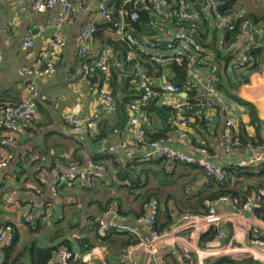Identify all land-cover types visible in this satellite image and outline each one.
Wrapping results in <instances>:
<instances>
[{
    "label": "crops",
    "instance_id": "1",
    "mask_svg": "<svg viewBox=\"0 0 264 264\" xmlns=\"http://www.w3.org/2000/svg\"><path fill=\"white\" fill-rule=\"evenodd\" d=\"M209 1L190 0L192 7L200 11L201 17L198 23H202V14H204L209 19V25L206 29L210 31L211 39H217L218 48L227 51L232 50L235 56H238L247 38L240 40L233 48L229 46L223 48L222 43L227 30L221 25L219 13H212L210 7L206 8ZM171 2L175 4L177 1L171 0ZM200 5L201 10L198 8ZM97 10V4L94 0V4L89 9L80 12L78 17L59 30V34L65 41L61 61L53 74L37 80L39 93L36 100L37 115L32 121L22 123L19 143L14 148V158L7 167L0 169V226L11 223L16 227L20 234L19 247L37 238L39 246H58L59 249L63 245L61 243L67 240L71 246L65 245L76 254L78 264H98L96 257L84 262L83 258L92 249L82 250L80 240L88 238L95 244V247L109 248L110 256L107 262L117 264L119 258H112L111 248L101 243L97 237L98 234L93 228L95 220L93 218L106 215V221L120 219L133 224L140 217L136 214V212L140 213L141 211V206L135 198L136 194L124 186H130L131 183L120 181L115 176V159L108 153L109 149L116 148L122 141L130 140L133 137L128 126V109L129 105L136 101L139 91L132 79L131 71L117 72L116 70V75L110 80V86L116 93L122 108L115 113L100 112L97 117L99 129L103 125H108L117 127L118 132L107 131V137L99 142L96 139L98 130L94 134H90L88 128L84 127L80 133L75 134L65 119L66 113L73 109H78V115L84 119L92 117L94 108L99 105L98 87H93L89 77L85 76L82 61L77 52L83 27L95 22L97 25H101V29L102 27L106 29L105 33L109 30L106 23L98 17ZM234 10L235 13L242 14V16L255 15L264 22V0H236ZM57 11L58 8H54L46 13L38 14L32 8L25 9L18 5L16 0H0L1 104H3L2 101L18 102L28 96L30 77L24 75L22 69L40 65L39 53L49 36L56 32L51 24L55 23ZM34 22L50 26L46 33L36 40L34 48L26 50L22 47V39L26 29ZM176 29V21L168 12L164 17L158 18L157 26L148 35L155 34L160 41H167L173 37ZM111 34L93 37L90 60L100 53L106 37ZM118 35L119 33L112 34L113 37ZM138 35L146 42L151 39L146 34ZM257 41L264 46V32L261 33ZM205 52L208 53L209 59L215 61L207 49ZM170 63L169 61L160 63L163 65L162 70L145 66L150 80L156 88H161L165 82H168V77L172 75L168 68ZM230 63L228 68L227 66L222 67L225 75L233 73L234 67L230 66ZM246 70L248 69L239 68L236 72L245 73ZM202 71L206 73L208 69L204 67ZM100 82L97 81L96 84L101 85ZM230 93L251 103L256 108L262 122L261 131L264 139V61L259 70L250 73L247 83L242 84L237 89H230L228 94L223 93L230 102H238L228 98ZM191 96L194 98L202 97V93L199 90H188L186 97ZM155 102L156 108L163 104L160 97L155 99ZM145 106L141 109V115L144 125L148 129L149 139L155 136V138L158 137V140L185 150H190L195 145L206 146L209 149L210 159L223 167L236 166L237 161L253 154L252 150L239 155L229 154L226 151L222 139L225 129V114L219 104L213 111L214 121H210L206 114L204 116L198 114V117H204L201 119L204 121H200V118L192 115L191 124L183 131L176 126L171 127L169 124L172 123L171 120L168 121L167 117L155 108L151 113H148ZM235 114L239 122L238 135L242 127L250 136L255 135V129L250 126V117L246 108L238 103ZM122 119L126 120V125L123 130H120L119 126ZM145 149L144 146L136 147L133 155L139 157L140 160ZM132 156H125V161H132ZM94 161L103 162L109 168V172L103 180L95 181L90 185L85 183L64 184L62 190L60 188L58 196L52 195L51 183L56 176V173L53 172L56 163L61 164L58 173L64 174L70 172V167L73 165H77L80 170L84 171ZM164 162L168 165V175L165 171H161V166L151 164L150 168L152 169L149 170L148 179L152 188L161 190L163 203L165 202L164 195L169 192L176 193L175 198L170 200L171 209H176L178 205L187 204V198L194 197L199 191L207 189L206 184L210 182L201 176L196 165L166 160ZM169 174H171L172 180ZM261 180L264 181V177ZM257 182H260V177L233 179L230 187L236 191H241L240 197H236L233 203L222 201L217 206L220 213L234 215L233 221L225 222V242H233L237 245L250 243L254 236L250 231L252 225L261 228L264 233L259 218L248 219L246 213L245 217L236 215V210L241 206L244 195H246L247 186ZM10 191L11 193L16 192V196H13L16 203L12 206L6 203L5 197ZM248 196L249 200L256 199L254 190L248 192ZM106 209H109L107 213L105 212ZM29 213L35 219L30 225H36L35 229L39 231L38 234H32L30 225L25 224V217ZM146 214L148 213L146 212ZM38 219L42 220L41 223L35 224ZM176 221L177 219L174 220L170 228ZM4 249V245L0 244V263L5 258ZM58 251L55 252L56 258L51 264L59 263ZM171 254L179 257L180 253L170 251L164 264H177L170 256ZM179 260H181L180 257ZM26 264H30V262ZM142 264H147L145 257Z\"/></svg>",
    "mask_w": 264,
    "mask_h": 264
},
{
    "label": "built area",
    "instance_id": "2",
    "mask_svg": "<svg viewBox=\"0 0 264 264\" xmlns=\"http://www.w3.org/2000/svg\"><path fill=\"white\" fill-rule=\"evenodd\" d=\"M133 1L135 11L131 14V19L139 18L138 8L142 0ZM173 4L171 0H150L147 8L151 21L148 26L155 28L157 20L164 17L168 12L177 21V29L173 37L167 41H160L158 38L142 41L127 29L124 21L114 20L108 0H100L97 3V15L105 23L114 21V27L118 29L120 38L129 47L124 59L118 58V54L113 46H105L98 55L91 60L90 49L94 35L98 31V25L94 22L83 27L78 46V56L82 61V69L85 76L89 77L94 70H99L106 75L101 85L93 84L98 87L99 105L94 108V115L87 119L78 115V109H73L66 113L65 119L75 134L80 133L84 127L88 128L90 134L98 130L97 117L100 112L115 113L118 110V101L112 92L108 75L113 68L120 72H126L129 62L132 65V77L138 89L141 90L140 97L129 105L128 126L133 134L132 139L124 140L116 148H111L108 153L115 158L121 165L125 164V156H132L139 144H145L146 149L141 156V160L150 162L163 158L174 163L196 165L205 168L208 178L216 182H223L226 179L224 167L210 159V153L206 147L194 146L190 150L179 149L162 140L148 142L146 139V128L141 115V109L154 98H161L163 104L171 107L176 113L172 117V123L178 129H186L192 122V118L185 115V111L193 106L197 107L198 114H206L210 121H214L213 114L216 105H221L225 114V129L222 136L226 151L229 154L239 155L246 151H253L247 158L240 159L236 166L240 168L257 167L264 165V145L247 146L243 148L238 142L239 122L235 114L238 102H230L225 95L218 89L220 82L218 65L208 57L200 58L205 49L198 41V21L200 11L192 7L190 0H176ZM17 4L25 9L32 8L35 13H46L50 9L58 8L56 20L53 28L56 32L49 36L44 47L39 53L40 65L28 66L22 69L24 75L30 77L28 85V96L15 104H6L0 109V169L7 167L14 158V148L18 146L21 125L32 121L37 115L36 100L38 98L37 80L53 74L62 58V50L65 44L59 30L68 22L78 17L79 13L89 9L94 0H16ZM220 0H210L206 8L210 7L215 13H219ZM220 15V14H219ZM242 17L236 13L234 16H219L221 25L226 30L234 27V20ZM195 25H194V24ZM50 25H41L38 22L32 23L25 31L22 39V47L26 50L33 49L36 40L48 30ZM241 35L229 47L233 48L236 44L246 39L239 55L234 59L230 66L236 68H248L253 65L250 51L258 41L252 38L253 35L264 32V25L245 20L241 27ZM143 48L152 56V60L157 62L176 61L181 62L185 57L190 58L184 89L176 84L165 82L161 91H157L148 76L143 64L137 59L136 50ZM197 56V58H195ZM206 67L208 71L204 73L202 69ZM188 90H199L202 97L191 101L186 97ZM114 133L119 130L116 127L109 128ZM60 163H56L53 172L56 176L51 183V193L58 196L60 187L64 184L85 183L90 185L95 181L104 179L108 173V166L103 162H92L89 167L82 171L77 165L70 167L68 173H58ZM144 176L142 177V182ZM16 192L8 193L6 203L15 205L13 198ZM222 201L233 203L231 197H222L210 204L207 214L200 215L190 212H183L178 215L175 224L164 233L156 229L159 219V208L157 203H152L147 218L139 219L136 223L130 224L114 219L106 221L105 216L98 219L97 233L106 235L110 232L127 233L135 237L138 243L130 246L120 255L117 264H142L145 257L147 264H164L170 251H177L180 255L191 253L195 255L196 264H208V261L218 257H230L232 259H242L253 257L264 263V233L262 229L252 225L250 231L253 238L250 243L237 245L226 240V221H233L234 215L220 213L218 205ZM259 206L256 199L249 200L236 210V215L245 217V213L250 211L248 219H257L255 208ZM33 216L29 213L25 217V223H33ZM264 228V220H260ZM211 227L216 229V237L212 242L203 244L201 238ZM15 239V228L13 225H3L0 227V244L10 247ZM58 261L60 264H78L76 254L66 245H61L58 251ZM110 250L104 246L94 247L83 259L88 262L92 257H96L98 264H109L108 257Z\"/></svg>",
    "mask_w": 264,
    "mask_h": 264
},
{
    "label": "trees",
    "instance_id": "3",
    "mask_svg": "<svg viewBox=\"0 0 264 264\" xmlns=\"http://www.w3.org/2000/svg\"><path fill=\"white\" fill-rule=\"evenodd\" d=\"M220 1H221V5L219 6L220 15L222 16L236 15L235 10H234L236 0H220ZM108 5L111 8V11H112L111 13H112L114 20L117 21V20L122 19L127 29H130L134 35L140 37L142 41H145V40H143V38L139 36L138 34H146L147 36H150L151 38L150 40H155V38H157L155 34L148 35V34H151V31L154 29L148 26V24L151 21V16L149 15V11L147 9L150 6V0H142V3L140 7L138 8L139 18L136 20L131 19V14L133 13V11H135L134 6H133V1L108 0ZM198 8H200L201 10V5ZM202 17H203L202 23H197L199 27L198 34H197L198 41L202 44V47L204 49H207L209 54H211L215 58V61L218 64V74L220 76V82L218 83L217 87L222 93L228 94L230 89H237L242 84L247 83L249 81V75L252 71L259 70L260 65L264 61V46L260 45L259 42H257V44L252 49V51H250L249 54L252 57L253 65L247 68L248 70H246V72L248 73L236 72V70L239 68L234 67L233 73L231 75H225L222 71V67L227 66L228 68L229 63L233 61L237 56H235V53L232 50L227 51V50H224V49L222 50L221 48H218L217 39L216 38L215 40L211 39L210 31L206 29V27L209 25V19L204 14H202ZM245 20H251L255 23H261L264 25V22L261 21L255 15L247 14L246 16L244 15L234 20L233 21L234 27L232 29L227 30V34L225 36L224 42L222 43L223 48H228V46L232 42L236 41L237 37L241 35V32H242L241 27ZM176 24H177V21H176ZM106 27L109 30L108 32L105 33L106 29H103V27L101 29V25H98L99 29L94 36L95 37L101 36V34L105 35L108 33L118 34V29L114 27V21L111 23L110 22L106 23ZM112 34L109 35L108 37L105 36L106 39H105V44L103 45V48L105 46H113L118 54V58L124 59L126 57L127 51L129 50V47L127 43L120 38V35H118L117 37H113ZM207 54H208L207 52L202 53L200 58L207 57ZM136 56H137V59L143 64L144 68L146 66V67H152L154 69H161V70L163 69V65H160V62L152 60L151 58L152 55L148 51H145L143 48L136 50ZM195 58H197V56H195ZM190 60H191L190 58L185 57L183 61L181 62L169 61L171 63L168 66V68L170 69L172 75L168 77V82L176 84L179 87L184 89L185 88L184 85L187 79V73H188ZM132 65H133V62H129L127 65V70H130L132 72L131 70ZM115 75H116V69L113 68L108 75L109 86L111 85L110 80H112ZM105 78H106V75L104 73H102L99 70H94V72L89 76V81L93 84H96L97 81H101L100 83L102 84ZM111 90L116 96V93L113 91L112 88ZM156 90L161 91V88H156ZM138 91H139V95L137 96V99L141 95V90L138 89ZM188 98L190 99L191 103H195L194 101H191L195 99L194 96H191ZM228 98L231 100L238 101L239 105L246 108L249 114V117H250V126L254 127L255 129V135L253 136H250L248 132L245 130V128L242 127V129H240V134L238 135L237 140L241 144V146L245 148L247 146L264 145V139H263L262 131H261L262 122L258 116L256 108L251 103L243 101L241 98H239L237 95H234L233 93H230L228 95ZM155 99L157 98L152 99L145 106L146 111L148 113H151L155 108L158 112L165 115L168 121L171 120L172 122V117L174 116L176 112L171 107L165 104H162L156 108ZM117 101H118V110H117L118 112L119 109H121L122 107H120V102L118 99ZM2 102L3 104L0 103V109L6 104L17 103V102H5V101H2ZM185 115L188 117H191L192 115L198 117L197 107L192 105L190 109L185 111ZM201 115L204 116V114H201ZM198 118H200V121H204V120H201V119H204V117H198ZM169 124L171 125V127L174 128L173 123H169ZM109 128H112V126L103 125L100 127V129L98 126V132L96 133V135L98 136L96 139L99 142L103 141L107 137L108 135L107 131L113 132L109 130ZM145 128H146V131H148L146 126ZM1 137H2V133L0 130V139ZM146 137L147 138L149 137L148 132L146 134ZM157 138H155V136H152V138L150 139L148 138L146 140L148 142H151V141L158 140ZM141 146L146 147L145 144L138 145V147H141ZM195 146H199V145H195ZM203 147H206V146H203ZM132 158H133L132 161L130 162H128L129 160L126 161L124 165H121L115 160L114 162V167L116 171L115 176L119 178L120 181H129L131 183L130 186H127V185H124V186H126L130 191H133V193L136 194L135 198L141 206L140 213L136 212V214L140 216L137 218V221L139 219L147 218L151 204L155 202L157 203L158 208H159V219L156 224V229L160 233H164L165 231H167V229H169L170 226L174 223V220L178 218V215L180 213L190 212V213L204 215L208 213L210 209V204L212 202L219 200L220 198L226 197V196L231 197L233 200L236 197H240L241 191H236L234 188H231L230 186H231L233 179L244 178V177H253V176H256L258 178L260 177V182L247 186V189L245 192L246 195H244L245 197L242 201L241 206L249 201L248 192H251L254 190V193H256V199L259 203V206L255 208V212H256L257 217L260 220H264V181L261 180V178L264 177V165L257 166V167H248V168H240L238 166L224 167L226 179L223 182H216L208 178L206 175L205 168L197 166L201 176H203L204 179L209 181L210 182L209 184H214V185L206 184L207 189L199 191L194 197L187 198L186 199L187 204L178 205L176 209H171L170 200H173L175 198L174 193L169 192L166 195H164L165 202L163 203L161 190L158 188H152L149 183V179H148L149 170L152 169L150 168L151 164L153 166L154 165L161 166V171H165L166 174L168 175L167 173L168 165L166 162H164L165 160L161 158V159L150 161L152 163H148V162L142 161L141 158L139 160V157H136L134 155L132 156ZM96 162H100V161H96ZM108 172H109V168H108ZM143 176H144V181L142 182ZM170 176L171 174H169V177ZM170 178L172 180V177ZM98 181H101V180H98ZM62 187L63 185L60 187L61 190H62ZM108 210L109 209H106L105 212L107 213ZM146 212L148 214H146ZM99 218H100L99 216L97 218H93L95 219L93 222V228L95 232H97V228H98L97 221ZM117 220L130 223V222H127V220H120V219H117ZM36 221L37 223L35 224H40L42 220L38 219ZM30 224L31 223L27 225L29 226ZM6 225H13V224L6 223ZM2 226L3 225H1L0 227L2 228ZM35 227L36 225H30V232L32 234L39 233V231L36 230ZM14 228H15V239L13 241V244L10 247H5L4 249L5 258L3 262H1L0 264H26L27 262H30V264H51L53 262V260L56 258L55 252L59 250L58 246H49V245L39 246V243H38L39 240L36 238L29 242L24 243L21 247H19L18 244L20 241V234L17 231L15 226ZM97 237L99 238L101 243L111 248V251H112L111 257L116 258V259L119 258L120 255L123 254L127 248L138 243V240L135 237L127 233L110 232L106 235L98 234ZM215 237H216V229L215 227H211L210 230H208L206 233L203 234L201 241L203 244H206L207 242H212L215 239ZM61 244L63 245L66 244L68 246L69 245L71 246V244L67 240L63 241ZM80 245H81L82 250L84 251L93 249L95 247V244L88 238L81 239ZM170 256L173 257V259L175 260L177 264H196L195 255L191 253L184 252L183 255L179 254V257L181 260H179V257H177L175 254H171ZM167 258H168V255H167ZM208 264H264V263L254 259L253 257H244L242 259H237V260L232 259L230 257H218V258L209 260Z\"/></svg>",
    "mask_w": 264,
    "mask_h": 264
},
{
    "label": "water",
    "instance_id": "4",
    "mask_svg": "<svg viewBox=\"0 0 264 264\" xmlns=\"http://www.w3.org/2000/svg\"><path fill=\"white\" fill-rule=\"evenodd\" d=\"M99 1L100 0H95V4H97ZM211 11H212V13L214 12L212 9H211ZM260 36H261V34L258 33V34L253 35L252 38L257 41V40H259ZM125 125H126V120L122 119V121L120 123V126H119V129L123 130ZM35 211H38V209H35ZM246 214H247V216H249L250 215V211H247ZM56 264H60V263H56Z\"/></svg>",
    "mask_w": 264,
    "mask_h": 264
},
{
    "label": "rangeland",
    "instance_id": "5",
    "mask_svg": "<svg viewBox=\"0 0 264 264\" xmlns=\"http://www.w3.org/2000/svg\"><path fill=\"white\" fill-rule=\"evenodd\" d=\"M174 196H176V193L174 194Z\"/></svg>",
    "mask_w": 264,
    "mask_h": 264
}]
</instances>
